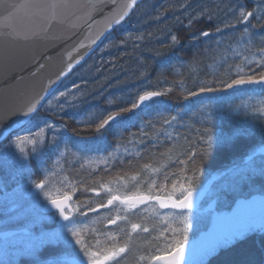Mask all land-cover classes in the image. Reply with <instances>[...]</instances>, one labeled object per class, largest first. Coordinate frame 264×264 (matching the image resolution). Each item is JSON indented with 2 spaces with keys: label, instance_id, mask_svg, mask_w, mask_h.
<instances>
[{
  "label": "trees",
  "instance_id": "trees-1",
  "mask_svg": "<svg viewBox=\"0 0 264 264\" xmlns=\"http://www.w3.org/2000/svg\"><path fill=\"white\" fill-rule=\"evenodd\" d=\"M241 10L253 16L239 19ZM262 47L264 0H144L136 5L36 115L0 144V235L13 238L29 233L28 228L34 233V243L12 247L11 255L26 253L16 264L83 254L77 238L100 256L126 248L118 264H150L154 257L170 255L178 240L186 237L185 245L194 240L188 230L181 235L183 216L190 229L197 227L195 233L207 228L190 218L194 212L170 210L174 215L163 217L166 210L154 197L180 199L191 184L206 190L203 205L221 213L262 194L264 83L222 85L240 76L258 78L264 72ZM206 86L221 90L199 91ZM145 91L163 95L141 103L138 97ZM133 102L139 104L135 109ZM112 113L120 115L97 133L93 122ZM173 116L177 119L171 121ZM205 129L213 143L193 164L188 155L204 148ZM29 134H38L40 150L32 153L30 144L23 146L25 158L15 139ZM195 168L200 171L193 176ZM45 175L41 191L33 181ZM144 195L152 196L151 202L123 221L116 214L122 205L107 203L113 196ZM65 197L74 212L68 223L58 225L57 216L43 214L42 208ZM34 219L42 221L41 227L29 225ZM73 227L78 237L68 231ZM6 254L0 251V264H6ZM206 264H264V231L249 234Z\"/></svg>",
  "mask_w": 264,
  "mask_h": 264
},
{
  "label": "water",
  "instance_id": "water-1",
  "mask_svg": "<svg viewBox=\"0 0 264 264\" xmlns=\"http://www.w3.org/2000/svg\"><path fill=\"white\" fill-rule=\"evenodd\" d=\"M142 1L144 0H137L136 5ZM52 2L53 0H0V144L12 132L29 122L61 82L101 45L119 25L114 23L119 13H128L122 23L136 7L127 8L131 0H117L119 7L115 13L108 15L115 7L110 0L99 4L95 11L90 10L89 0H66V7L55 10L49 6ZM100 8L103 10H99ZM89 24L92 27H88ZM98 35L100 38L93 44L92 41ZM70 64L72 69L68 71ZM57 77L60 79L57 80ZM53 81L55 83H51ZM42 95L44 101L37 107V111L25 116L23 113L27 108L35 105ZM205 193L204 189L194 190L192 208L186 210L171 207L175 199L164 196H159L160 200L154 198V202L162 209L193 212L201 206ZM57 200L62 202L67 215L66 210L70 209L71 200ZM51 201L44 205L43 213H57V224L66 223L67 220ZM129 201L140 200L131 198ZM162 202L169 206L163 207ZM217 219L220 224L216 222ZM223 220V214L213 217L212 225L217 232L223 225ZM172 260V256H165L155 259L151 264H172Z\"/></svg>",
  "mask_w": 264,
  "mask_h": 264
},
{
  "label": "snow or ice",
  "instance_id": "snow-or-ice-1",
  "mask_svg": "<svg viewBox=\"0 0 264 264\" xmlns=\"http://www.w3.org/2000/svg\"><path fill=\"white\" fill-rule=\"evenodd\" d=\"M110 2L115 6L112 9V12L109 13L108 15H112L113 13L116 12V8L119 7V5L117 4V0H110ZM137 3V0H131L130 4L127 5V8H131L133 6H135ZM99 4H105V0H89V8L90 10H97V7ZM52 9H57V8H62V7H66L67 3L66 0H53V2L49 5ZM99 10H103L102 8H100ZM127 11H123L120 12L118 15V18L115 19L114 23L115 24H120L121 21L124 19V17L127 15ZM253 16V12L252 11H243L241 10L239 13V19L242 20H247L248 17H252ZM108 16H105V19H107ZM89 19H91V17H89ZM95 21L93 20V23ZM88 27H92V24H89ZM100 35H103V33H101ZM100 35H98L96 37V39H94L92 41L93 44L96 43V40H98L100 38ZM202 35L204 36H208L209 33L208 32H203ZM171 41L173 43H177V37L175 35L171 36ZM260 53L262 54V59H264V47L259 49ZM247 59V58H245ZM264 66V65H262ZM72 69V65L70 64L68 66V71H71ZM60 77H57V80H59ZM51 83H55V81L51 82ZM259 83H264V72H261L259 74V77L257 78V76L255 74L253 75H249L247 76V78L240 76L236 79L230 80V81H226V82H222L223 88L224 89H230L233 88L234 86H238V85H245V84H259ZM221 89H218L216 87H212V86H206V87H201L200 88V92H215ZM198 93L196 92H190L189 95H197ZM59 96H64L65 93L62 91L58 94ZM163 95L162 92L160 91H145L142 95H139L138 99L139 102H145V101H149L151 100L153 97H158ZM44 101V96H40L38 98V100L36 101L35 105H31L27 108V111H25L23 114L25 116H28L34 112L37 111V107L41 104V102ZM139 106L138 103L133 102L132 103V108L135 109ZM124 112H128L131 111V109L125 108L123 109ZM120 115V113H112L109 114L107 116V118H102L98 123H96L95 121L93 123H95V131L97 133H101L102 130L105 129V126L109 124L110 121H113L116 119V117H118ZM177 118L175 116H173L171 118V121L176 120ZM171 121L166 120L165 123L170 124ZM46 127L48 128H55L54 125H46ZM213 139L214 137L211 134V131L209 129H205V134L201 136V140L203 142L204 148L199 149L197 151H193L190 152L188 155V160L191 161L193 164L196 163V157L199 156L201 159L203 158L204 155H206V150L208 147H211L212 143H213ZM56 141V137L53 136L52 137V142L55 143ZM15 144L16 147L20 150L21 154L25 156V158L27 157V152L25 151V147L26 145H31V152L32 153H36L37 151L40 150V141L38 139V134H29V136H16L15 139ZM11 146V145H9ZM181 163H184L183 161ZM200 171L199 168H195L193 171V176H195L196 172ZM46 180H47V175H45L44 179L40 180V181H33L35 187L37 189H40L41 191H44L46 188ZM193 187L191 186V184L188 185V187L186 189H184V191H182L181 193V197L180 199L175 200L172 204L171 207L173 208H179V209H191L192 208V196H193ZM136 199H139L141 202L145 201V200H150L153 197L152 196H139V197H135ZM65 199H69V197H65ZM121 197L119 196H113L111 199H108L107 203L108 205H112L114 200H120ZM156 200H160L161 198L159 196L155 197ZM52 204L56 206V208L59 210L60 214L63 216V218L65 220H69V217L65 214V207L62 206V202L60 200L57 199H52ZM162 206L163 207H168L169 205L166 203L162 202ZM119 219V218H117ZM188 216L185 215L182 217L183 220V230L181 232V235L184 236V233L187 232L188 228L190 227V225L188 224ZM111 223L115 224L116 220H112ZM66 227V226H64ZM132 227L134 229L139 228L140 225L138 224H133ZM262 231H264V228L261 229ZM68 231L72 234V236L74 237H78L79 233L78 230L73 227V228H69ZM144 231H148L147 228L144 229ZM248 236V231L241 229L238 230L237 232L233 233L231 236L227 237L225 239V241L223 242V244L221 245H217L214 246L213 249H210V251H214L216 247H221V246H227L228 244H232L235 243L236 241L239 240H244L246 239ZM76 243L79 244L81 246V250L84 254V256L89 257V259L91 260L92 264H101V261L99 260V254L95 253V252H90L89 251V247L87 244L83 243L79 238L76 239ZM186 243V237H184L183 239H180L176 242V245L174 247V251L171 253V255L173 256V260H172V264H181V261L183 260V249H184V245ZM126 252V248L121 247L119 249V252H112L110 255L105 256V259H109L112 257H115L117 255H119L120 253H125ZM154 259H160V257H154ZM72 264H83V261L81 260H74L72 262ZM200 264H204L203 261H200Z\"/></svg>",
  "mask_w": 264,
  "mask_h": 264
},
{
  "label": "rangeland",
  "instance_id": "rangeland-1",
  "mask_svg": "<svg viewBox=\"0 0 264 264\" xmlns=\"http://www.w3.org/2000/svg\"><path fill=\"white\" fill-rule=\"evenodd\" d=\"M34 192H36V189L33 190L32 193ZM39 193L41 194L40 195L41 199L44 200L45 198H47V195H45L44 193L41 192ZM129 198L130 197L128 198L126 197L117 200L119 205L122 206L124 205L125 207V208H123L122 206L117 207L119 212L117 210L118 213L116 214H118L117 217L121 221L127 219L128 214L132 213L133 211H142V205L137 203L134 204L128 203L127 200ZM147 202H148L147 200L143 201V203H147ZM115 203L116 200L114 204ZM73 209L74 208L71 205V209L66 210L69 216V220H67V223L71 220V217L73 216V212H74ZM214 209L215 207L212 210L211 206H205L203 205L202 202L199 209L197 211H194V215L190 216V218H192V220L195 221V224L204 223V225H207V228L204 230V232L202 231L203 235H199L198 233H195L197 227L188 229L189 232L187 233L192 234L194 240L191 243H187L186 245H184L183 260L181 261V264H200V261H203L204 264H206V262L210 260L213 256L217 255L222 250L234 245L237 242L236 241L235 243L228 244L227 246L216 247L214 251H210V249H213L214 246L223 244V242L227 237L231 236L233 233L237 232L238 230L241 229L247 230L248 235L255 232H260V231L263 232L261 229L264 228V192H262V194L252 196L248 199L237 202L233 206V208L228 211L219 213L216 210L214 211ZM148 211H152L151 208ZM50 214L51 215L55 214L57 216V221H58L57 213H50ZM220 214H223L224 220H223V225H221L219 232H217L216 228L212 226V222H213V217ZM162 215L163 217L165 216L168 219H170L171 215H174V213L170 212V210H166V212H163ZM160 217L162 218V216ZM216 222L220 224L219 219H217ZM41 223L42 221L40 219H34L31 221L29 225L31 227L33 226L41 227ZM200 226H202V224H200ZM24 228L26 227L20 229H24ZM28 230L29 233H25V235L20 234L13 238L6 237L7 239L0 237V251H5L8 257V258H4L3 260L4 263L16 264L17 262H19L18 260L21 257V255L26 254V253H22L19 255L17 253L11 255L12 247L19 246L21 243H26L29 241H30L29 244L35 242L33 239L34 233H32L31 229L28 228ZM46 242L47 241H45V243ZM110 254H106L103 256L99 255V260L101 261V264H118L119 262H121V258L125 253H120L115 257L105 259V256ZM170 256L172 255L170 254ZM74 260H81L83 261V264H92L89 257L84 256V254L82 253H77L75 255L74 254L61 255L59 257L51 259L46 264H72Z\"/></svg>",
  "mask_w": 264,
  "mask_h": 264
},
{
  "label": "flooded vegetation",
  "instance_id": "flooded-vegetation-1",
  "mask_svg": "<svg viewBox=\"0 0 264 264\" xmlns=\"http://www.w3.org/2000/svg\"><path fill=\"white\" fill-rule=\"evenodd\" d=\"M144 204H146V203H144ZM143 203H140V205H144Z\"/></svg>",
  "mask_w": 264,
  "mask_h": 264
}]
</instances>
